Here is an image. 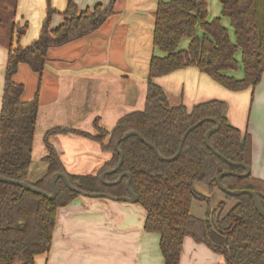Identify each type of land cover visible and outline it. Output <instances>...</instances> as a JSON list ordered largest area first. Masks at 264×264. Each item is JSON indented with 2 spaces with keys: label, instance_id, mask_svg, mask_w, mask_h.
Here are the masks:
<instances>
[{
  "label": "trees",
  "instance_id": "1",
  "mask_svg": "<svg viewBox=\"0 0 264 264\" xmlns=\"http://www.w3.org/2000/svg\"><path fill=\"white\" fill-rule=\"evenodd\" d=\"M218 1L221 15L229 19L234 40L230 39L219 17L207 19V0H158L152 43L163 54L150 56L144 108L122 115L110 130L103 129L95 119L97 134L67 127L47 130L43 135L47 154L42 157L47 166L40 177L32 181L28 179V172L38 91L32 98L23 99L24 85L13 80L12 75L19 63H26L32 71L41 73L50 46L64 44L96 29L113 12L115 0H108L105 6L97 2L82 9L74 0H66L62 20L56 26L50 25L54 10L48 6L38 36L26 45H22L19 38L27 24L19 25L11 20L0 105V174L28 181L34 187L50 192L51 174L61 171L67 173L70 182L82 191L127 195L125 176L113 185H105L99 179V173L112 168L118 160L114 141L125 131L135 129L163 156H171L185 129L203 117H214L219 121V127L209 136L212 147L231 161L250 165L248 136L228 121L223 100L201 101L190 108L182 103L173 105L164 90L153 81L155 76L194 65L230 90L254 87L258 83L264 71V0ZM6 3L7 0H0V8L4 12L8 10L12 17L16 0H12L10 8ZM197 27L202 30V35L196 33ZM14 33L16 39L13 42ZM182 37L189 41L186 47L179 48ZM237 48H240L243 72L240 78L225 73L238 67ZM214 125L212 120H204L190 130L178 156L168 161L158 159L152 148L137 136H128L119 142L124 154L121 166L106 174L105 179L114 180L122 171L131 172L130 187L146 210L143 229L159 234V248L165 264H179L185 236L221 253L226 264H264V217L255 209L249 194L224 193L235 203L223 214L219 213L221 231L190 211L191 199L204 197L192 189L193 181L204 183L212 190L216 187L214 177L219 171L231 169L242 173L245 170L243 166L217 156L206 146L204 133ZM57 132L94 138L102 143L103 149L110 151L111 156L94 174L68 173L49 141V135ZM220 180L230 189L254 190L264 209V179L250 172L245 176L226 174ZM55 190V196L47 198L20 185L0 181V264H33L36 254L49 249L57 208L78 195L77 191L66 187L60 177L56 178Z\"/></svg>",
  "mask_w": 264,
  "mask_h": 264
},
{
  "label": "crops",
  "instance_id": "2",
  "mask_svg": "<svg viewBox=\"0 0 264 264\" xmlns=\"http://www.w3.org/2000/svg\"><path fill=\"white\" fill-rule=\"evenodd\" d=\"M74 1L80 9L97 2L104 6L108 3ZM157 1L115 0L113 12L96 29L50 46L41 73L19 63L12 78L24 85L22 98L30 99L38 91L29 180L37 179L46 169L42 157L47 154L43 141L47 130L67 127L95 134V119L103 129H110L122 115L144 108L150 56L163 54L152 43ZM48 6L54 10L50 25L56 26L62 20L66 0H16L10 19L19 25L27 24L19 38L22 45L36 38ZM219 14V1L207 0V19ZM220 22L227 28L229 19L220 18ZM196 33L202 35V30L197 27ZM13 36L14 42L16 33ZM188 41L182 37L179 48ZM7 54V45L0 40V105ZM235 70L225 73L242 77L241 62ZM153 81L173 105L182 103L190 108L201 101L223 100L228 121L248 136L252 174L264 179V71L254 87L241 90L222 86L194 65L155 76ZM49 141L68 173H95L109 157L89 136L57 132L49 136ZM193 185L207 193L205 185ZM220 197L213 192L211 205ZM191 211L202 215L196 213L194 201ZM144 217L145 209L137 202L80 194L57 208L50 247L36 254L33 264H165L159 234L143 229ZM179 264H225V259L206 244L185 236Z\"/></svg>",
  "mask_w": 264,
  "mask_h": 264
},
{
  "label": "water",
  "instance_id": "3",
  "mask_svg": "<svg viewBox=\"0 0 264 264\" xmlns=\"http://www.w3.org/2000/svg\"><path fill=\"white\" fill-rule=\"evenodd\" d=\"M204 120H212L215 125L208 128L205 133H204V142L206 144V146L208 148H210L214 154L218 155V156H221L222 158H224L227 162L229 163H232V164H239L241 166H243L245 168V172L243 173H240L238 174L237 172H234L232 170H229V169H225L223 171H220L219 173L216 174L215 176V182L217 184V186L224 192L228 193V194H232V195H238V194H241V193H247L251 196L252 198V201L254 203V207L255 209L258 211V213L260 215H262L264 217V209L263 207L261 206L260 204V200H259V197L258 195L256 194L255 191L253 190H250V189H229L227 188L226 186H224L221 181H220V177L222 175H225V174H233V175H246L250 172V167L249 165L245 164V163H242V162H233L231 160H229L228 158L224 157L219 151H217L216 149H214L210 142H209V135L212 131L216 130L218 127H219V121L214 118V117H203L199 120H197L196 122L192 123L191 125H189L186 130L183 132L182 136H181V139H180V142H179V145L177 147V150L175 152L174 155L172 156H169V157H165L163 155H161V153L158 151V149L154 146V144H152L151 142L145 140V138L137 131L135 130H128L126 131L120 138H118L115 143H114V148L115 150L118 152L119 154V159H118V162L116 164V166L110 170H106L104 172H102L100 174V179L102 182L104 183H115V182H118L122 176V174H126L128 176V179L126 181V190L128 192V196H120V197H116V196H112L108 193H104V192H96V193H89V192H84V191H80L78 189H76L69 181L67 175L63 172H54L51 177H50V186H51V191L50 193L44 191V190H41L39 188H36L34 187L31 183H29L28 181H23V180H19V179H15V178H12V177H8V176H5V175H2L0 174V181L2 182H7V183H12V184H17V185H20L22 187H24L25 189H28L30 191H33L35 193H39L47 198H53L54 194H55V179L56 177H61L64 184L69 188V189H72V190H77L79 191L80 193H82L83 195H86V196H91V197H105V198H111V199H123V200H126V201H129V202H134L137 200V194L132 191V189L130 188V177H131V173L130 172H123L115 181H112V182H106L104 181V175L106 172H111V171H114L116 170L121 162H122V159H123V154L121 152V150L119 149L118 147V143L120 140L124 139L125 137L127 136H130V135H136L142 142H144L145 144H147L148 146H150L154 153L156 154V156L161 159V160H170V159H173L175 158L181 147H182V143H183V140L185 139L187 133L192 130L194 127H196L197 125H199L201 122H203ZM214 220H215V217H214Z\"/></svg>",
  "mask_w": 264,
  "mask_h": 264
},
{
  "label": "flooded vegetation",
  "instance_id": "4",
  "mask_svg": "<svg viewBox=\"0 0 264 264\" xmlns=\"http://www.w3.org/2000/svg\"><path fill=\"white\" fill-rule=\"evenodd\" d=\"M169 100V99H168ZM196 122V121H195ZM191 125V124H190ZM114 126V125H113ZM111 129V128H110ZM110 129H105V130H110ZM97 130V129H96ZM130 130H135V129H130ZM186 130V129H185ZM128 131V130H127ZM135 131H137V130H135ZM126 132V131H125ZM124 132V133H125ZM138 132V131H137ZM213 132V131H212ZM97 133H98V131H97ZM97 133H95V134H97ZM123 133V134H124ZM122 134V135H123ZM141 134V133H140ZM188 134V133H187ZM211 134V133H210ZM51 135V134H50ZM49 135V136H50ZM121 135V136H122ZM142 135V134H141ZM120 136V137H121ZM131 136V135H130ZM134 136H136V135H134ZM210 136V135H209ZM120 137H118V138H120ZM128 137V136H127ZM117 138V139H118ZM126 138V137H125ZM204 138V137H203ZM94 139V138H93ZM107 139H108V137H106L104 140H103V142L105 143L106 141H107ZM116 139V140H117ZM181 139V138H180ZM96 140V139H95ZM115 140V141H116ZM123 140V139H122ZM98 141V140H97ZM115 141H114V143H115ZM121 141V140H120ZM119 141V142H120ZM184 141V140H183ZM99 143H100V145H101V148H102V143L100 142V141H98ZM180 142V141H179ZM210 142V141H209ZM114 143H113V148H114ZM144 143V142H143ZM153 144V143H152ZM179 145V144H178ZM182 145H183V143H182ZM155 146V145H154ZM212 146V145H211ZM118 147H119V143H118ZM156 147V146H155ZM178 147V146H177ZM157 148V147H156ZM182 148V147H181ZM47 149V148H46ZM103 149V148H102ZM119 149H120V147H119ZM215 149V148H214ZM104 151H106V152H108L109 153V157H108V159L110 158V156H111V153H110V151H108V150H105V149H103ZM114 150H115V148H114ZM121 150V149H120ZM153 150V149H152ZM177 150V149H176ZM181 150V149H180ZM116 151V150H115ZM159 151V150H158ZM121 152H122V150H121ZM154 152V151H153ZM176 152V151H175ZM213 152V151H212ZM116 153L118 154V152L116 151ZM179 153H180V151H179ZM178 153V154H179ZM122 154H123V152H122ZM155 154V153H154ZM175 154V153H174ZM174 154H172V155H174ZM156 155V154H155ZM162 155V154H161ZM171 155V156H172ZM178 156V155H177ZM176 156V157H177ZM218 156V155H217ZM165 157H169V156H165ZM175 157V158H176ZM221 157V156H220ZM225 157V156H224ZM123 158H124V154H123ZM158 158V157H157ZM227 158V157H226ZM107 159V160H108ZM118 159H119V154H118ZM159 159V158H158ZM174 159V158H173ZM224 159V158H223ZM106 160V161H107ZM161 160V159H160ZM170 160H172V159H170ZM225 160V159H224ZM230 160V159H229ZM61 161V160H60ZM106 161H104V162H106ZM122 161H123V159H122ZM165 161H168V160H165ZM45 162V161H44ZM103 162V163H104ZM117 162H118V160H117ZM117 162H116V164H117ZM233 162H236V161H233ZM62 163V162H61ZM243 163V162H242ZM116 164L112 167V168H114L115 166H116ZM121 164H122V162H121ZM121 164H120V166H121ZM232 164V163H231ZM235 165H239V164H235ZM248 165V164H247ZM46 166H47V163H46ZM102 166V165H101ZM119 166V167H120ZM119 167L117 168V169H119ZM249 167H250V165H249ZM112 168H109V169H105V170H103V171H101L100 173H99V176H100V174L102 173V172H104V171H106V170H110V169H112ZM99 169H100V167H99ZM98 169V170H99ZM116 169V170H117ZM245 169V168H244ZM97 170V171H98ZM116 170H114V171H111V172H106L105 173V175L106 174H109V173H113V172H115ZM225 170V169H224ZM229 170H231V169H229ZM223 171V170H222ZM233 171V170H232ZM56 172H61V171H56ZM123 172H130V171H122V172H120L119 174H118V176L116 177V179L123 173ZM220 172V171H219ZM218 172V173H219ZM234 172H236V171H234ZM244 172H245V170H244ZM250 172H251V170H250ZM249 172V173H250ZM54 173V172H53ZM52 173V174H53ZM64 173V172H63ZM96 173V172H95ZM131 173V172H130ZM238 173V172H237ZM243 173V172H242ZM248 173V174H249ZM51 174V175H52ZM66 175H67V173H65ZM91 174H94V173H91ZM217 174V173H216ZM238 174H240V173H238ZM251 174H252V172H251ZM105 175H104V181H106V182H112V181H115L116 179H114V180H106L105 179ZM226 175V174H225ZM233 175V174H232ZM247 175V174H246ZM126 177V180H125V185H126V181H127V179H128V176L126 175V174H122V176H121V178H120V180L123 178V177ZM216 176V175H215ZM223 176V175H222ZM238 176H245V175H238ZM51 177V176H50ZM67 177H68V175H67ZM56 178H58V177H56ZM61 178V177H60ZM221 178V177H220ZM29 179V178H28ZM62 179V178H61ZM69 179V178H68ZM99 179H100V177H99ZM130 179H131V177H130ZM119 180V181H120ZM214 180H215V177H214ZM32 181V180H31ZM55 181H56V179H55ZM63 181V180H62ZM70 181V180H69ZM100 181H101V179H100ZM118 181V182H119ZM221 181V180H220ZM102 182V181H101ZM118 182H115V183H104V182H102L103 184H105V185H113V184H116V183H118ZM194 182H198V181H193V183H192V189L194 190V191H196V192H198L199 194H201V195H203L204 197L203 198H201V197H198V196H194L192 199H191V202H190V211H191V203L193 202V200H201V202L203 203V204H201L202 206H203V208H204V210H203V212L204 213H202V215H197V214H195V213H193L192 211H191V213L192 214H194L195 216H197V217H200V218H203V219H205V220H208L210 223H211V225L213 226V228L214 229H216V230H218V231H221L220 229H219V226H218V216H219V213H221V214H223L224 212H226L230 207H232L233 205H234V203H235V200L234 199H232V198H227V197H225V195H224V193H226V192H224V191H222L218 186H217V184H216V187L214 188V189H212V190H209V188L207 187V185L206 184H204V183H201V182H198V183H201V184H203V185H205L206 187H207V193H201V192H199L198 190H196L195 188H194ZM64 183V182H63ZM71 183V182H70ZM216 183V182H215ZM222 183V182H221ZM49 184H50V178H49ZM72 184V183H71ZM223 184V183H222ZM73 185V184H72ZM129 185H130V183H129ZM74 186V185H73ZM225 186V185H224ZM67 187V186H66ZM75 187V186H74ZM76 188V187H75ZM131 188V187H130ZM228 188V187H227ZM76 189H78V188H76ZM125 189H126V187H125ZM230 189V188H229ZM235 189H245V188H235ZM42 190V189H41ZM70 190H72V189H70ZM78 190H80V189H78ZM233 190V189H232ZM251 190V189H250ZM50 191H51V186H50ZM74 191H77V190H74ZM80 191H82V190H80ZM127 191V190H126ZM133 191V190H132ZM254 191V190H253ZM78 192V195H80V194H82V193H80L79 191H77ZM84 192H86V191H84ZM213 192H216L217 194H220L221 195V197L219 198V199H214V201H213V205H211L212 204V200H211V197H212V193ZM48 193H50V192H48ZM55 193H56V190H55ZM89 193H96V192H89ZM104 193H107V192H104ZM128 193V192H127ZM108 194H110V193H108ZM226 194H228V193H226ZM242 194V193H241ZM247 194V193H246ZM257 194V193H256ZM77 195V196H78ZM110 195H112V194H110ZM229 195H232V194H229ZM239 195V194H238ZM54 196H55V194H54ZM53 196V197H54ZM77 196H75V197H77ZM112 196H115V195H112ZM121 196H128V194L127 195H121ZM74 197V198H75ZM116 197H120V196H116ZM137 197H138V195H137ZM73 198V199H74ZM72 199V200H73ZM109 199H111V198H109ZM113 200H123V199H113ZM126 201V200H125ZM134 202H137V203H139L138 202V198H137V200L136 201H134ZM228 202H232L231 203V205H227V203ZM140 204V203H139ZM254 204V203H253ZM261 204V203H260ZM141 205V204H140ZM142 206V205H141ZM262 206V205H261ZM143 207V206H142ZM144 208V207H143ZM145 209V208H144ZM258 212V211H257ZM145 216H146V210H145ZM262 216V215H261ZM214 217H215V220H214ZM144 219H145V217H144ZM144 222V221H143ZM203 243V242H202ZM205 244V243H204ZM209 247V246H208ZM210 248V247H209ZM211 250H213V249H211ZM214 251V250H213ZM215 252V251H214ZM217 253V252H216ZM219 254H221V253H219ZM222 255V254H221ZM223 256V255H222ZM224 257V256H223ZM224 259H225V257H224ZM225 264H226V259H225Z\"/></svg>",
  "mask_w": 264,
  "mask_h": 264
},
{
  "label": "rangeland",
  "instance_id": "5",
  "mask_svg": "<svg viewBox=\"0 0 264 264\" xmlns=\"http://www.w3.org/2000/svg\"><path fill=\"white\" fill-rule=\"evenodd\" d=\"M7 2L8 3H6L7 4V8H10V4H12V0H7ZM217 3H218V0H217ZM10 11V10H9ZM7 12V13H6ZM6 12H4V9H1L0 8V35H1V38H0V40L2 41V42H4L5 44L7 43V39H8V33H9V25H10V23H11V19H10V12H8V10L6 11ZM10 16V17H9ZM216 17H219V18H225V19H227V17L226 16H223V15H221V14H219V15H217ZM227 30H228V34H230V36H231V39L232 40H234V33H233V29H232V27H231V25H230V22L228 23V26H227ZM7 33V34H6ZM38 34H39V31H38V33H37V35H36V37L38 36ZM13 38H14V36H13ZM32 41V40H31ZM30 41V42H31ZM186 47V46H185ZM235 57L237 58V60H238V62H240L239 61V58H240V48H237V50L235 51ZM30 70V69H29ZM237 70V69H236ZM235 70V71H236ZM20 76V75H19ZM194 202H195V211H196V213L198 212V213H204L203 212V209H202V207H201V204H203L202 202H201V200H193ZM219 254V253H218Z\"/></svg>",
  "mask_w": 264,
  "mask_h": 264
}]
</instances>
